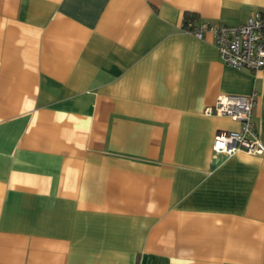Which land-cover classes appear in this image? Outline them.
<instances>
[{
    "label": "crops",
    "instance_id": "crops-1",
    "mask_svg": "<svg viewBox=\"0 0 264 264\" xmlns=\"http://www.w3.org/2000/svg\"><path fill=\"white\" fill-rule=\"evenodd\" d=\"M264 0H0V264H264V154L203 108L258 92L193 22Z\"/></svg>",
    "mask_w": 264,
    "mask_h": 264
},
{
    "label": "built area",
    "instance_id": "built-area-1",
    "mask_svg": "<svg viewBox=\"0 0 264 264\" xmlns=\"http://www.w3.org/2000/svg\"><path fill=\"white\" fill-rule=\"evenodd\" d=\"M183 27L198 38L212 35L222 61L236 68L264 67V12L255 10L241 23L201 20L184 22ZM258 92L245 94L220 93L213 104L203 108L206 115H226L239 123L238 128L218 130L211 149L229 156L237 151L253 155L264 154L253 110Z\"/></svg>",
    "mask_w": 264,
    "mask_h": 264
},
{
    "label": "trees",
    "instance_id": "trees-1",
    "mask_svg": "<svg viewBox=\"0 0 264 264\" xmlns=\"http://www.w3.org/2000/svg\"><path fill=\"white\" fill-rule=\"evenodd\" d=\"M194 17H195L194 13L186 12L185 16H184V19H183V24H184V22H186L188 20L193 21Z\"/></svg>",
    "mask_w": 264,
    "mask_h": 264
}]
</instances>
